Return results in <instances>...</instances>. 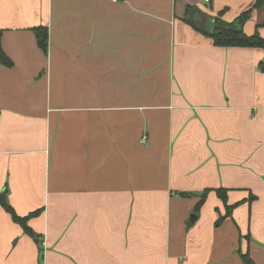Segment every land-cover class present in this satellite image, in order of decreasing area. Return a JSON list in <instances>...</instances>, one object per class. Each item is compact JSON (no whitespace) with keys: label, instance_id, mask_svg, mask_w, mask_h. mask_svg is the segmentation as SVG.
Returning a JSON list of instances; mask_svg holds the SVG:
<instances>
[{"label":"crops","instance_id":"0c3cea01","mask_svg":"<svg viewBox=\"0 0 264 264\" xmlns=\"http://www.w3.org/2000/svg\"><path fill=\"white\" fill-rule=\"evenodd\" d=\"M254 3L0 0V264H264V49L206 34Z\"/></svg>","mask_w":264,"mask_h":264},{"label":"trees","instance_id":"16d2710c","mask_svg":"<svg viewBox=\"0 0 264 264\" xmlns=\"http://www.w3.org/2000/svg\"><path fill=\"white\" fill-rule=\"evenodd\" d=\"M264 0H255L254 8H259L262 6ZM251 10L244 11L240 13L237 17V24L234 22H224L218 17L214 18L213 26L211 31L206 32V34L212 39L213 44L220 47H259L264 49V38L259 35L257 31L248 35L244 33L242 30L243 22L249 18ZM33 32L36 37L37 45L46 52L47 50V42H48V30L44 26H38L33 28ZM1 36V31H0ZM0 63L6 66H10L12 64L10 58L4 53L1 44H0ZM208 189L204 190L200 196V200L195 205L194 211L198 212L200 207L202 206ZM216 195L222 200V202L226 206L225 216L229 215L233 206H228L226 204L227 201V191L225 189H215ZM0 204L2 207L10 214L11 218L18 222L24 229V231L28 234H32L30 228L26 224V220L28 216H20L18 215L13 207L7 202L4 194H0ZM223 216L219 217L217 222L223 220ZM240 258L243 264H254L250 256L247 252L242 253L239 251Z\"/></svg>","mask_w":264,"mask_h":264},{"label":"water","instance_id":"95a60500","mask_svg":"<svg viewBox=\"0 0 264 264\" xmlns=\"http://www.w3.org/2000/svg\"><path fill=\"white\" fill-rule=\"evenodd\" d=\"M199 13L196 9L192 8L190 9L189 13H188V21L196 26L201 27V21L199 20ZM196 219V214H190L189 216V224L193 223Z\"/></svg>","mask_w":264,"mask_h":264},{"label":"built area","instance_id":"2783aa9c","mask_svg":"<svg viewBox=\"0 0 264 264\" xmlns=\"http://www.w3.org/2000/svg\"><path fill=\"white\" fill-rule=\"evenodd\" d=\"M204 1H205V2H208V0H204ZM146 138H147L146 135H142V136L140 137V141H141L142 143H145Z\"/></svg>","mask_w":264,"mask_h":264}]
</instances>
